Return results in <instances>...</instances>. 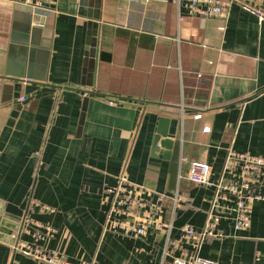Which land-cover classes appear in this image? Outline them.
Segmentation results:
<instances>
[{
  "label": "crops",
  "instance_id": "0c3cea01",
  "mask_svg": "<svg viewBox=\"0 0 264 264\" xmlns=\"http://www.w3.org/2000/svg\"><path fill=\"white\" fill-rule=\"evenodd\" d=\"M214 2L202 22L187 0H0V201L23 212L0 233L74 264H264V202L235 231V198L219 201L202 236L213 189L187 179L202 162L218 180L229 150L264 155V0ZM161 117L169 155L152 150ZM120 175L144 205L125 220L165 227L106 229ZM0 264L45 263L0 241Z\"/></svg>",
  "mask_w": 264,
  "mask_h": 264
},
{
  "label": "built area",
  "instance_id": "2783aa9c",
  "mask_svg": "<svg viewBox=\"0 0 264 264\" xmlns=\"http://www.w3.org/2000/svg\"><path fill=\"white\" fill-rule=\"evenodd\" d=\"M144 3H168L169 1L180 0H135ZM214 0H187L185 7L188 13L196 16L202 22L212 17L218 16L223 9L213 3ZM260 21H264V15L255 13ZM37 28H44L42 22L34 24ZM21 102L25 99L21 98ZM187 179L194 185L204 186L213 189L211 209L207 214L205 227L201 232L202 236L213 234L214 226L219 221V214L214 211L218 207L219 201L234 197L236 200L235 214L232 218L235 231H246L250 226V215L257 202H264V155L253 156L247 153H236L229 150L226 154L220 177L216 181L210 180V167L207 163L191 162L187 172ZM129 181L124 175L118 177L117 186L110 191L112 198L109 210L106 215V229L114 234H136L142 235L143 227L153 226L155 228L165 227L163 223L155 219L151 214H147L144 219V226L139 227L136 223L125 220V217L137 216L135 212L143 208V204L132 200L128 196L127 188ZM263 188L261 193L256 189ZM164 196H157V201H163ZM159 209V208H157ZM49 234L54 230L47 227ZM197 236L196 231L185 226L182 229L181 238L191 240ZM15 252H19L27 257H31L45 264H74L69 262L64 256L56 252H47L32 244L16 243L12 245ZM173 264H218L216 261L204 258L197 253L183 255L173 258Z\"/></svg>",
  "mask_w": 264,
  "mask_h": 264
},
{
  "label": "water",
  "instance_id": "95a60500",
  "mask_svg": "<svg viewBox=\"0 0 264 264\" xmlns=\"http://www.w3.org/2000/svg\"><path fill=\"white\" fill-rule=\"evenodd\" d=\"M26 45V43L24 44ZM169 119L159 118L156 134L153 140V152L163 150L169 155L174 148V141L168 138ZM23 212L15 210V207L7 205L0 201V228H5L12 233H18L19 222L22 220ZM9 218L13 221H9ZM0 241H5L13 245L14 238L7 237L5 234L0 233Z\"/></svg>",
  "mask_w": 264,
  "mask_h": 264
}]
</instances>
